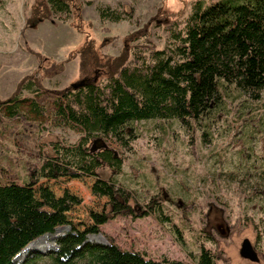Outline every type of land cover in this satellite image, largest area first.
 Masks as SVG:
<instances>
[{
  "label": "rangeland",
  "instance_id": "1",
  "mask_svg": "<svg viewBox=\"0 0 264 264\" xmlns=\"http://www.w3.org/2000/svg\"><path fill=\"white\" fill-rule=\"evenodd\" d=\"M197 1L81 0L71 16L58 14L35 25L40 0H0V100L15 97L23 80L35 79L41 90L32 84L18 99L46 109L35 119L28 101L22 110L30 120L0 119V183L24 185L56 155L54 145L74 147L81 141L79 130L60 125L54 109L58 92L89 78L105 81L118 60L128 65L136 54L167 49L171 30L184 27ZM101 7L117 10L121 19L102 20ZM88 37L94 42L88 57L95 64L84 70L81 51ZM230 95L223 114L192 133L177 120H149L135 123L123 143L94 139L89 146L107 143L123 160L119 174L102 164L96 177L41 180L37 197L46 187L57 198L69 193L81 204L68 213L69 225L30 244L34 248L26 250L23 264H52L60 238L93 224L91 214L102 213L109 201L92 193L98 178L130 193L141 215L155 199L161 219L118 216L100 233L89 234V242L103 245L113 239L120 249L161 264H195L201 245L216 255L217 264H264V91L258 100ZM246 239L258 262L241 257Z\"/></svg>",
  "mask_w": 264,
  "mask_h": 264
},
{
  "label": "trees",
  "instance_id": "2",
  "mask_svg": "<svg viewBox=\"0 0 264 264\" xmlns=\"http://www.w3.org/2000/svg\"><path fill=\"white\" fill-rule=\"evenodd\" d=\"M80 1L40 0L33 12V24L58 14L71 16ZM99 11L102 20L121 19L110 7ZM169 40L167 49L136 54L128 65L118 60L103 82L89 78L56 94L54 109L60 125L79 130L83 137L74 147L54 145L56 155L24 185L0 183V264H13L32 242L69 225L68 213L81 204L69 193L57 198L46 187L40 188L37 197L35 186L41 180L96 177L102 164L116 174L122 172L123 160L107 143L100 148L89 146L94 139L123 143L135 123L149 120H177L192 133L203 122L210 123L223 114L230 94L260 98L264 91V0H218L210 5L199 0L193 4L184 27L171 30ZM93 44L88 37L81 51L84 70L95 64L88 57ZM32 84L41 90L39 81L25 79L17 94L30 90ZM17 94L10 100H0V119L30 120L22 110L28 101L35 119L45 116L46 109L34 100H19ZM92 193L108 198L107 205L102 213L91 214V226L83 231L73 228L59 239L58 250L50 256L52 264H161L139 252L120 249L113 239L103 245L87 240L89 234L100 233L101 226L118 216L140 218L152 214L161 219L159 203L151 200L141 215L130 193L100 178ZM163 264L184 263L165 260ZM195 264H217V257L201 245Z\"/></svg>",
  "mask_w": 264,
  "mask_h": 264
},
{
  "label": "water",
  "instance_id": "3",
  "mask_svg": "<svg viewBox=\"0 0 264 264\" xmlns=\"http://www.w3.org/2000/svg\"><path fill=\"white\" fill-rule=\"evenodd\" d=\"M240 253L241 257L245 260H249L251 262L259 261L258 255L248 239L243 242Z\"/></svg>",
  "mask_w": 264,
  "mask_h": 264
},
{
  "label": "bare ground",
  "instance_id": "4",
  "mask_svg": "<svg viewBox=\"0 0 264 264\" xmlns=\"http://www.w3.org/2000/svg\"><path fill=\"white\" fill-rule=\"evenodd\" d=\"M32 247L33 246L28 247L29 249H26V250H31V249L34 248V247L33 248ZM26 250L19 257H17L16 262H18V264H23L24 263V258H25L26 252H27Z\"/></svg>",
  "mask_w": 264,
  "mask_h": 264
}]
</instances>
